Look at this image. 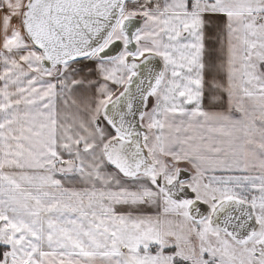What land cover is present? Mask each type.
<instances>
[{
	"label": "snow or ice",
	"instance_id": "obj_1",
	"mask_svg": "<svg viewBox=\"0 0 264 264\" xmlns=\"http://www.w3.org/2000/svg\"><path fill=\"white\" fill-rule=\"evenodd\" d=\"M0 264H264V0H0Z\"/></svg>",
	"mask_w": 264,
	"mask_h": 264
}]
</instances>
